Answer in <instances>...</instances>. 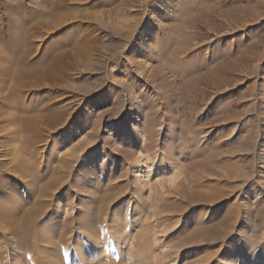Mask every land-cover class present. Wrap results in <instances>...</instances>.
I'll return each mask as SVG.
<instances>
[{"label":"rangeland","instance_id":"374dc122","mask_svg":"<svg viewBox=\"0 0 264 264\" xmlns=\"http://www.w3.org/2000/svg\"><path fill=\"white\" fill-rule=\"evenodd\" d=\"M47 1L0 0V260L264 264V0H50L33 24ZM86 39L89 68L40 71ZM37 204L25 246L3 216Z\"/></svg>","mask_w":264,"mask_h":264},{"label":"bare ground","instance_id":"6f19581e","mask_svg":"<svg viewBox=\"0 0 264 264\" xmlns=\"http://www.w3.org/2000/svg\"><path fill=\"white\" fill-rule=\"evenodd\" d=\"M104 1H106V2H108V0H104ZM58 2H59V5H61V4H63V3H61L60 4V1L58 0ZM103 4V3H102ZM56 6L58 5V3L57 4H55ZM55 5H54V3H52L50 0H48L47 2H44V4H42V8L40 9V10H38V11H36L34 14H33V24H41V25H46V26H53V25H51L49 22L50 21H46L45 19H47L48 18V16L50 17L51 15H52V13H54L55 12V9H56V7H55ZM104 6H106V4H103L102 6H101V8H106V7H108L109 9H108V11L110 10V13H112V12H114V6H111L110 7V5H107L106 7H104ZM60 8H61V6H60ZM31 14V15H32ZM53 17V16H52ZM50 19V18H49ZM27 20H28V18H27ZM54 24V23H53ZM7 25V24H6ZM35 25V26H36ZM40 25V26H41ZM1 26V25H0ZM31 26V25H30ZM34 26V27H35ZM45 26V27H46ZM5 27V26H4ZM25 27V26H24ZM32 27V26H31ZM55 27V26H54ZM30 27H28V29H29ZM14 29V28H13ZM25 29L26 28H23L22 26L20 27V25H18L12 32H11V34L14 36L13 38H11V40H12V42H13V47H12V49L9 51V54H6L5 56H4V66H7V70L9 71V74L12 76V77H14V76H18V79L21 81V79L19 78L20 77V75L21 74H23V75H25L29 70H27V68H26V71L27 72H25V70L22 68H20V65L18 66V67H16V65L14 64V62L16 61L15 59L20 55L19 53H22L21 52V50L23 49H21L20 50V45L21 44H23L25 47H26V44H25V41L26 40H28L27 38H25L26 36L24 35V34H26V32L27 31H29V30H26V32H25ZM49 29V28H48ZM53 28H51V30H52ZM11 31V30H10ZM28 34V33H27ZM9 36V35H8ZM24 38H25V41L24 42H22L23 40H24ZM92 38V37H91ZM94 38V37H93ZM97 40V39H96ZM28 41H26V43H27ZM96 42V41H95ZM93 43L92 42V40H87L86 39V41L85 40H83V41H77V40H75V42H73V44H72V46H71V50L73 49V50H75L76 51V54L74 55V54H72V52L70 51V49L68 50V48L67 49H63L62 50V52L60 51L62 48H66V46H68V44L66 43H59V45L56 47V50L54 51V49H53V51L50 53V54H46V55H44V58H43V60H42V62H40V64H39V69H40V71H42L44 68H46L47 66H49L51 69L53 68V70H54V68H55V71H56V68H61L62 66H64V61H66V62H68V60H70L72 63H73V65H75V66H83V67H86V68H89L90 66H91V61L90 60H92V58L90 59L89 57H93V55H94V52H96L98 49H96L97 48V46H96V43ZM22 45V46H23ZM29 46V45H28ZM53 47V46H52ZM61 47V48H60ZM19 50H20V52H19ZM24 51V50H23ZM26 52V51H25ZM46 52V51H45ZM97 53V52H96ZM5 54V53H4ZM24 53H22L21 54V56L23 55ZM27 54V52L25 53V56H27V57H29L28 55H26ZM25 56H23L24 58H26L27 59V57H25ZM19 60H20V58H19ZM21 60H23V59H21ZM28 61V60H27ZM30 61V60H29ZM20 62V61H19ZM19 62H17V63H19ZM25 62H26V60H25ZM35 62H37V61H35ZM91 62V63H90ZM16 63V64H17ZM28 63V62H27ZM31 64H33V63H31ZM3 65V64H2ZM18 65V64H17ZM23 66V65H22ZM38 66V65H37ZM36 67V66H35ZM34 67V68H35ZM30 69L31 68H33V66L32 67H29ZM34 68H33V70H34ZM37 68V67H36ZM85 68V69H86ZM23 70H24V73H22L23 72ZM32 70V69H31ZM33 70H32V72H33ZM37 70V69H36ZM35 71V70H34ZM38 71V70H37ZM47 71H48V68H47ZM31 71H30V73H32ZM41 73V72H40ZM65 73L64 72H58V73H56L55 75H54V79H56V81H60V80H62V79H64L65 78ZM10 76V77H11ZM27 76H28V73H27ZM26 76V77H27ZM22 78H23V76H21ZM35 77V76H34ZM15 78V77H14ZM12 80V79H11ZM10 80V81H11ZM16 80H17V78H16ZM18 81V80H17ZM13 82V81H12ZM25 82V81H24ZM14 83H15V81H14ZM22 83V82H21ZM26 83V82H25ZM19 84H20V82H19ZM12 85H13V83H12ZM20 85H22V84H20ZM20 85H18L17 83H16V85L15 86H17L15 89H17V91H18V89L20 88ZM26 85V84H25ZM28 85V84H27ZM27 85L25 86V87H27ZM14 86V87H15ZM24 86V85H23ZM23 86H21V87H23ZM14 89V90H15ZM23 89V88H22ZM21 89V90H22ZM14 90H12L13 92H15ZM11 93V94H13V97L15 98V96H14V94H16V93ZM23 92V91H22ZM19 93V92H18ZM21 93V92H20ZM22 94V93H21ZM20 94V95H21ZM19 95V96H20ZM11 98V97H10ZM6 99V98H5ZM7 100H8V98H7ZM18 100V99H17ZM7 102H10V101H7ZM22 102V101H21ZM10 104V103H9ZM12 104H14V103H12ZM19 104V103H18ZM22 104V103H21ZM24 104V103H23ZM12 107H13V105H11ZM15 106V105H14ZM19 107V106H18ZM22 109V108H21ZM48 110V109H47ZM26 112V111H25ZM24 112V113H25ZM54 112H56L57 113V110H55ZM53 112V113H54ZM47 114V113H46ZM60 115H61V113H60ZM20 116V115H19ZM23 116V115H22ZM42 117H43V115H40V114H38V113H35V114H31L30 113V115H25V117L23 116V118H22V122L23 123H20V124H22V126H23V128L25 129V131H27V132H32V127H34V126H36L35 124L38 122H41L43 119H42ZM44 118V117H43ZM64 118V117H63ZM20 119V118H19ZM18 119V120H19ZM60 121H62V120H60ZM64 121V120H63ZM24 129H23V131H24ZM28 169V168H27ZM200 199V200H202L203 198H204V195H203V193H201V192H199L198 191V193H197V199ZM196 199V200H197ZM16 208V207H15ZM15 208H13V209H15ZM42 206H39L38 204L35 206V207H26V209H24L23 210V213L21 214V215H23L19 220H15V221H13L12 219H15V218H13V216H12V214H13V212L9 215L8 213L6 214L5 213V215L3 216L4 217V219H6V221L7 222H10V226L12 227V229H11V231H12V235H15V236H19L18 238H17V240L18 239H20V241H21V244H23V245H25L26 246V242H27V244H28V237L29 236H31V235H28V234H30V233H27V227H31V226H33V225H35L34 224V222H33V220L35 219V217H37L36 219L38 220L39 218H40V216L41 215H39L40 214V212H42V214H43V211H41L42 209ZM1 213V212H0ZM9 213H10V211H9ZM16 214H17V211H16ZM104 214V213H103ZM106 214V213H105ZM89 217L87 216L85 219L86 220H84L83 221V228H82V231L84 232V234L86 233V234H88L90 237V239H97V232L95 231L96 229L94 228V226H93V224L91 223V222H89V219H88ZM37 220H35V221H37ZM36 223V222H35ZM36 227V226H35ZM33 229V228H32ZM100 230V229H99ZM29 231V230H28ZM157 232H154L153 233V235L154 234H156ZM151 234V233H150ZM150 234L149 233H146V234H144L143 236H141L140 237V239L142 240V241H144V242H147L148 241V237H150ZM152 236V235H151ZM32 237V236H31ZM63 237V236H62ZM153 238V237H152ZM151 238V239H152ZM154 239V238H153ZM150 240V239H149ZM19 241V242H20ZM153 241V240H152ZM17 242V241H16ZM50 242H52V241H50ZM98 242V241H97ZM149 242V241H148ZM15 243V242H14ZM54 244H55V242H53ZM53 243H52V245H53ZM142 243V242H141ZM154 243V242H153ZM258 243V242H257ZM63 245V244H62ZM151 245V244H150ZM56 246V245H55ZM156 245H155V243H154V247H155ZM159 246V245H158ZM33 248V247H32ZM143 248V247H142ZM158 248V247H157ZM56 249L58 250L59 248L58 247H56ZM34 250V249H33ZM76 250H78V249H76ZM156 250V249H155ZM151 251H152V249H151ZM44 252V251H43ZM58 252V251H57ZM62 252V251H61ZM64 252V251H63ZM27 253V252H26ZM59 253V252H58ZM50 254V253H49ZM60 254V253H59ZM58 254V255H59ZM79 254V253H78ZM82 254V253H81ZM161 254V253H160ZM174 254V253H173ZM83 255V254H82ZM81 256V255H80ZM157 257V256H156ZM46 258V257H45ZM61 258H62V256H61ZM160 258V257H159ZM162 258V257H161ZM47 260V264H56V263H58L57 262V260H56V263L55 262H53V258L51 257H48L47 256V258H46ZM94 260V259H93ZM100 260V259H99ZM157 260H158V258H157ZM162 260V259H161ZM208 260H210V259H208ZM207 260V261H208ZM45 261V260H44ZM43 261V262H44ZM61 261V260H60ZM160 261V260H159ZM204 261V260H203ZM62 263H64L63 261H61ZM61 262H59L60 264H62ZM167 262V261H166ZM197 262V261H196ZM196 262H195V264H196ZM235 262V261H234ZM58 263V264H59ZM66 263V262H65ZM99 263H101L100 261H99ZM99 263H97V264H99ZM189 263V262H188ZM0 264H25V260L24 259H20V260H18L17 262H15V263H11V260H7L6 262H3V260L1 259L0 260ZM231 264V263H230ZM233 264V263H232Z\"/></svg>","mask_w":264,"mask_h":264}]
</instances>
